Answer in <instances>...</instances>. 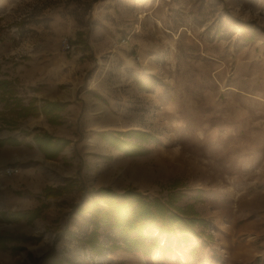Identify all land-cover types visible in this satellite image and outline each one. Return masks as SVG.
I'll return each mask as SVG.
<instances>
[{
	"label": "rangeland",
	"instance_id": "374dc122",
	"mask_svg": "<svg viewBox=\"0 0 264 264\" xmlns=\"http://www.w3.org/2000/svg\"><path fill=\"white\" fill-rule=\"evenodd\" d=\"M239 22L255 24L253 37ZM77 31L91 58L70 45ZM17 69L24 83L56 69L60 89L87 90L101 102L111 130L155 136H129L141 143L140 155L76 151L71 169L80 189L46 200L32 224L0 222V232L41 233L39 243L20 252L30 264L29 254L46 247L64 264H155L154 253L158 264H264V0H0V79ZM6 166L0 212L19 208L3 180ZM100 186H134L149 197L178 192L179 205L194 203L209 222L199 229L212 239L184 242L176 232L165 239L172 249L165 254H93L83 243L89 215L72 204ZM99 232L109 249L114 231Z\"/></svg>",
	"mask_w": 264,
	"mask_h": 264
},
{
	"label": "trees",
	"instance_id": "16d2710c",
	"mask_svg": "<svg viewBox=\"0 0 264 264\" xmlns=\"http://www.w3.org/2000/svg\"><path fill=\"white\" fill-rule=\"evenodd\" d=\"M239 23L243 28L247 29L246 32L249 33V37H253L255 24L253 22ZM243 34H245V30ZM83 35L82 31H77L75 37L69 40V43L75 47L76 51L87 53L90 51V46ZM91 57V53L88 52L86 58ZM137 83L141 85V80L138 79ZM10 85V80L0 79L1 91L9 88ZM66 105L67 102L60 103L58 101L45 100L40 108L44 114L53 112L55 117L50 119V121L59 123L58 112L62 111ZM18 107L19 110L23 111L22 115L24 116L37 112L33 102H29L27 106L19 104ZM56 112L57 114H55ZM98 135L111 147L126 155H140L144 153L141 143H137V145L135 142L132 143L128 139L129 136L137 138L140 142H148L155 139V136L151 133L136 129L115 131L114 133L101 131ZM33 139L40 151L46 157L48 156V158L55 157L70 142L69 139L52 137L47 132L34 134ZM11 141L18 143L15 139H11ZM5 143H10L9 138L0 139V146ZM46 147H50L52 151L48 153ZM172 184L173 188L180 186L177 180H174ZM78 189H80V186L76 178L72 177L56 186L46 185L40 196L44 199L57 198ZM88 195L89 197L80 204H76V207L81 213L89 215L87 222L91 225V230L86 235L83 243L93 254L101 255L106 250L115 251L117 249H122L127 253L139 252L145 256H149L153 250H159L163 254L171 252L172 249L166 243L167 240L160 244L158 239L152 236L153 233L157 234L156 236L163 235L165 239H169L171 235L178 232V235H180L184 242H188L190 237L198 239L204 237V240L207 238L209 240L212 239L210 234L205 235L202 229H199L205 228L209 222L198 214L194 208V203L179 205L182 196L178 192L171 191L167 194L166 198H162L160 196L149 197L144 195L143 192L134 186H128L119 191L112 189L110 186H100L93 190L92 194ZM46 207H48V203L41 202L40 205L32 209L12 210L8 213L1 212L0 222L26 220L28 223H32ZM100 227L114 231L117 240L110 244L109 249H106L104 243L99 239ZM40 239L41 233L32 236L1 231L0 249L10 250L11 254L15 256L19 251L24 249V246L17 244L18 242L36 243ZM191 250L194 257H196V254H194L195 247H191ZM24 263L26 262H21V264ZM32 264L34 263L32 262ZM50 264H63V262L59 259H54Z\"/></svg>",
	"mask_w": 264,
	"mask_h": 264
},
{
	"label": "crops",
	"instance_id": "0c3cea01",
	"mask_svg": "<svg viewBox=\"0 0 264 264\" xmlns=\"http://www.w3.org/2000/svg\"><path fill=\"white\" fill-rule=\"evenodd\" d=\"M81 56L79 53L77 57ZM77 60L79 59L77 58ZM41 72L43 74L40 77L24 83L17 69L14 73L11 72L3 76L11 81V85L4 91L0 90V117L5 115L8 119V123L6 121V123H0V126L7 127L3 129L4 134L0 135V139L9 138L10 140V143H5L0 147V166L10 165L19 169L17 173L3 178L6 185H8V189L14 192L11 195V201L16 208L19 207L15 210L32 209L40 205L41 202H47L46 200L50 198L43 200V197L40 196L46 185L55 186L61 184L67 178L74 177L72 173L75 169H71V167L78 160L76 151L92 147L96 150L94 151L96 154L105 155L112 153L114 150L98 135L101 131L112 133L117 131L116 129L111 130L106 125L105 121L108 115H106L101 102L88 94L87 90H80L77 87L74 89H60L58 86L60 80L56 69L48 73L42 69ZM45 100L60 103L67 102L66 107L58 112L59 123L50 121L55 117L53 112L49 114L41 112L40 107ZM29 102H33L37 112L24 116L22 115L23 111L19 110L18 106L19 104L27 106ZM3 111H9V114H2ZM99 113L103 115L102 118L99 117ZM42 132H47L52 137L69 139L70 142L55 157L48 158L40 151L33 139L34 134H41ZM11 139L17 140L18 143L12 142ZM46 150L48 153L52 151L50 147H46ZM73 151L75 152L73 153ZM56 179L59 180L55 182ZM64 199L62 196L55 198L56 201ZM59 206L60 204H58L57 209L61 208ZM72 207L76 211H80L77 209L75 202ZM11 211L2 212L8 213ZM81 215L84 217L85 213H81ZM40 216L35 220L39 219ZM26 223L32 224L27 221ZM26 243L30 242H18L17 244L25 247ZM30 244L36 245L37 243ZM52 249L54 248L46 247L43 253L42 250L36 254L31 253L29 258L32 262L36 260L34 264H50L54 259H59L64 264L61 253L58 251L55 256ZM0 251L5 253L0 264L31 263L29 259L20 254L22 250L13 258L10 250L0 249ZM46 251L48 252L45 253ZM14 258H17L15 262ZM65 262L77 264L72 260H66Z\"/></svg>",
	"mask_w": 264,
	"mask_h": 264
},
{
	"label": "built area",
	"instance_id": "2783aa9c",
	"mask_svg": "<svg viewBox=\"0 0 264 264\" xmlns=\"http://www.w3.org/2000/svg\"><path fill=\"white\" fill-rule=\"evenodd\" d=\"M63 43H64V46L66 48H69V44L67 43L66 39L63 41ZM18 170L19 169L16 166H6L5 168H3V173L6 176H10V175H12L14 173H17ZM161 238H162V241H161V243H162L165 240V237L162 235Z\"/></svg>",
	"mask_w": 264,
	"mask_h": 264
},
{
	"label": "bare ground",
	"instance_id": "6f19581e",
	"mask_svg": "<svg viewBox=\"0 0 264 264\" xmlns=\"http://www.w3.org/2000/svg\"><path fill=\"white\" fill-rule=\"evenodd\" d=\"M130 174L132 176L131 178H135V175H134V172L133 171H131ZM101 176H102V174L100 175V178H101ZM102 178H103V181L104 182L107 181L106 178H104V177H102ZM0 188H3V184H0ZM158 257H159V253H154V255H153V262L155 264H158L160 262V259Z\"/></svg>",
	"mask_w": 264,
	"mask_h": 264
}]
</instances>
